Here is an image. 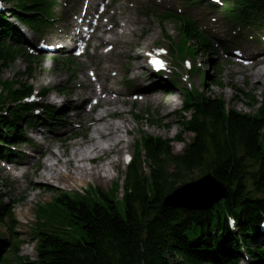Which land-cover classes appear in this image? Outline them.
Returning <instances> with one entry per match:
<instances>
[{"label": "trees", "instance_id": "16d2710c", "mask_svg": "<svg viewBox=\"0 0 264 264\" xmlns=\"http://www.w3.org/2000/svg\"><path fill=\"white\" fill-rule=\"evenodd\" d=\"M40 0H7L9 13L25 21L35 17ZM238 1V0H237ZM261 7L264 8V0ZM174 22L183 40L192 41L195 53L212 56L207 39L184 17H167ZM17 36L13 23L0 15V103L9 106V118L0 120V138H21V121L27 107L20 97L31 91L23 83L29 72L16 79H3L2 72L23 56H30L7 44ZM33 64V63H32ZM239 93H243L238 89ZM254 107V94H246ZM223 95H197L185 92L183 110L179 111L181 127L175 139L190 133L180 153H174L170 139L141 136L144 157L135 143L136 156L126 171L123 200L116 198L118 183L104 192L93 187L85 195L61 193L36 210L33 228L36 259L28 264H231L239 255L238 244L249 247L259 238L258 224L264 213V96L252 112L226 111ZM186 113L192 118L187 119ZM3 127H14L5 136ZM2 150L0 149V154ZM147 167L148 172L144 170ZM212 172L229 186L225 198L205 211L169 209L162 206V197L189 173ZM236 221V232H230L226 215ZM13 221L12 208L0 203V264H21L22 257H1L8 247L1 226ZM72 226L73 231L62 227ZM9 228H15V224ZM256 259L264 246L248 248ZM234 262V261H233ZM252 264H256L252 262Z\"/></svg>", "mask_w": 264, "mask_h": 264}, {"label": "rangeland", "instance_id": "374dc122", "mask_svg": "<svg viewBox=\"0 0 264 264\" xmlns=\"http://www.w3.org/2000/svg\"><path fill=\"white\" fill-rule=\"evenodd\" d=\"M165 2L170 5L158 6L153 2L152 5L156 10L152 12V14L147 16L140 15V13L145 10L143 4L140 3L136 5L132 4V2L130 1L126 5V8L128 9L135 8L137 10L135 14L136 16L134 18L149 21L144 22L142 26L136 29L134 40L131 43L133 45L137 44V47H135L136 49L134 48L132 51L125 50L126 57H133L132 60L128 63L127 69L130 70L131 68H133L132 72H135L139 79H144L147 75V69L144 68L145 62L142 60L144 51L151 50L153 46L168 47L170 42L164 37L165 34H169L171 36L173 43H177L180 40L177 25L174 22H166L161 24L158 20L160 13L166 10H172L173 8H178L182 9L183 11L190 12L197 21H199V17H204L207 22H209V16L212 17L214 15L220 14L219 10H211L206 6L188 7L183 0H165ZM175 3L177 4V6H175ZM122 5V2H118L116 7L118 8ZM204 23L206 24L205 21ZM209 24L211 23L209 22ZM20 28H22V34L25 37L30 38L33 35V33L25 29L24 27L20 26ZM150 34L153 37L151 39ZM146 41H151V43L146 46L144 45V42ZM122 50L123 48H121V51ZM185 53L187 54L184 55V57H190L191 61L195 58L194 63L198 68V72L196 71V68H193V70L189 72L190 76H194L196 74L194 78L186 81L183 80V78H180L181 74L185 72L183 66L179 65L177 66V69H175L171 64L172 70L175 71L176 75H172L170 79H159L155 84L156 86H161V89L156 93L157 96L163 98L165 97L168 101L171 102L175 98V102H172L165 108L157 106L151 100H148L147 102L135 103H131L132 101L121 102L125 97V95L122 94L120 102L104 107L112 109V111L116 114L114 119L116 121L125 120L128 128L130 129L128 135L122 132L124 140L129 141L128 148L124 149L123 151L120 150L110 154H103L100 159L106 161V159L110 158V156L115 158L116 160L119 159V161L115 165V169L113 170L114 178L108 181L105 185L93 181H86L84 185H78L76 188L64 187L62 183H60V185L56 183L51 184L46 182L38 184L37 182L40 176V169H37L29 171L28 177L30 181L26 188L22 189L20 187L19 189H17L6 182V175L5 173H3V170L0 169V203L3 202L13 206V213L16 216L15 220L17 222L16 228L12 231H10V229L6 227V224H3L1 226L2 233L6 235V240L10 242V245L12 244L11 240H13V238L15 237L14 235L18 236V255H14L12 251L10 253L7 252V256L9 258L14 259L17 258L16 256H22V258L24 259L21 264H28L27 262H31L36 259V240L33 234V228L36 227V210L40 203H47L53 197L58 196L64 191L78 190L82 194H85L86 189L88 190L89 184L90 187L97 186L100 187L103 191L109 190L115 182H118L119 185L122 184L124 181V172H122L120 169H125L126 166V163L122 161V156L125 152L131 155L135 154L134 143H137V141L140 140L141 136L149 135L166 139L169 138L173 140L171 141L170 146L174 153H180L183 150L185 143L191 141L192 135L189 133H185L182 136L184 142H179L173 139L174 135L180 130L181 127V117H179V115L175 113V111L182 106L181 102L183 95L179 89L181 85L195 86L198 91H201L205 95L221 94L225 98L228 105L238 110L239 112H252L253 110H255L258 102H260L263 97L262 91L264 88V75L262 76L259 84L256 86L254 85V81L251 80V77L248 76L249 74L246 75L244 79V73H240L237 70L236 65L224 59V56H221L219 54V50L217 51L215 58H211L206 53L202 52L197 54L196 56L188 51H186ZM55 56V54L49 56L38 55L33 60H31L33 64L24 62V60L20 57L11 65L9 69L2 72L3 79L14 81L17 75L29 72L30 78L23 77L21 81L23 83H32L36 89L42 88L46 80L51 81L50 85H63L70 76V71L67 70L65 66H62L63 63L61 64V62H59V65H56V60H54ZM168 60L173 63L176 61V58L171 54ZM126 63L127 61L125 60V58L119 55V57H116V62L114 63V66H112V68L123 69L124 67H126ZM198 64L201 66H199ZM68 66L69 68H71L70 65ZM135 66H139V68H135ZM84 67L85 65H83V68ZM216 69H219V71H217ZM246 70L249 71L248 69ZM83 75L84 72L80 71L78 78L83 77ZM129 79H133L131 72L129 75ZM217 80H219L220 85L215 84ZM132 81V84L134 83L135 85L134 80ZM238 89H241L248 94L251 93L255 95L256 104L254 105V107H250L248 105V99L243 93H239ZM123 90H127L129 92L131 91V89L124 87ZM165 91H167V94ZM168 92H170V94ZM73 98L74 97L72 96L71 101H74ZM163 111L166 114L162 113ZM67 118H71L73 122H79L82 117L79 116L78 118H75L71 115H67L66 119ZM64 119L65 117L62 118L61 121H64ZM23 129L25 133L35 141H39L44 137L37 134L35 131L29 132L28 130H26L25 125H23ZM30 133H32V135H30ZM88 135L85 136V139L83 141H81V139H77L76 141H80L81 144H85L89 142ZM46 142L51 143V146H53V151L58 150L59 152V147H61V151H63L64 154H67L70 150H72L73 146H78L77 144H74V141L60 143L59 140H54L52 136L49 138V141L47 140ZM141 157L143 158V156ZM100 160H97V162ZM87 166L90 167L91 164L87 163ZM145 169L147 170L146 167ZM200 175L201 174L198 171H193L192 173H189L187 175L186 181L188 182L194 180ZM119 192L120 190L117 191V194Z\"/></svg>", "mask_w": 264, "mask_h": 264}, {"label": "bare ground", "instance_id": "6f19581e", "mask_svg": "<svg viewBox=\"0 0 264 264\" xmlns=\"http://www.w3.org/2000/svg\"><path fill=\"white\" fill-rule=\"evenodd\" d=\"M162 1L163 0H160V2ZM255 8L257 7L255 6ZM263 13L264 10L256 11V14H259L258 16H262L261 14ZM87 26L88 24L84 22L81 27L86 28ZM122 37L123 35L117 33L116 31H111V35L107 38L104 37L103 40L113 43L121 41L120 38ZM151 38L153 37L150 34V39ZM150 43L151 41H146L144 42V45L148 46ZM45 47H50V49L55 51H60L62 49L60 46L58 47V45L55 47ZM110 61L113 62L114 60L111 59ZM79 65H81V63H79ZM135 68H138V66H135ZM131 70L133 71V68ZM237 70L244 73V79L246 75L250 74L251 80L254 81V85L256 86L259 84L262 76L264 75V66H258L252 71H247L243 68H238ZM132 75L133 77L137 76L135 72H132ZM84 76L86 75L84 74ZM114 81V78L110 80L107 88L108 92L120 91L116 87L112 86ZM146 87L147 86H145V88ZM168 93L170 94V92ZM153 99L158 103H161L164 108L176 100L174 98L171 102L168 101L167 98ZM107 102L116 104L119 102V98H109ZM70 105H73V102H70ZM112 113H114L112 109L101 107L97 113L90 116V119L94 121V125L90 130L89 142L81 144L80 141H76L74 144H77L78 146H73L72 150H70L67 154H64V152L61 151V147H59V152L58 150L51 152L50 156L44 160V168L40 171L37 183L40 184L46 182L51 184L56 183L59 185L62 183L64 187L74 188L78 185H84L86 181L99 182L105 185L108 181L112 180L114 178L113 170L115 169V165L119 159L116 160L111 156L106 159V161L100 159L103 154H110L120 150L123 151L128 148L129 141L124 140L122 132L128 135L130 130L125 120L116 121L112 116ZM162 113L166 114L164 111ZM64 117L66 116L63 115V118ZM70 121L72 120L70 119L69 122ZM30 146L32 147V144H30ZM97 160L100 161L97 162ZM87 163H90L91 166H87ZM120 170L122 171L124 168H121ZM7 243L10 242L7 241Z\"/></svg>", "mask_w": 264, "mask_h": 264}, {"label": "water", "instance_id": "95a60500", "mask_svg": "<svg viewBox=\"0 0 264 264\" xmlns=\"http://www.w3.org/2000/svg\"><path fill=\"white\" fill-rule=\"evenodd\" d=\"M228 186L211 172L186 182L162 198V205L169 208L206 210L227 196Z\"/></svg>", "mask_w": 264, "mask_h": 264}]
</instances>
